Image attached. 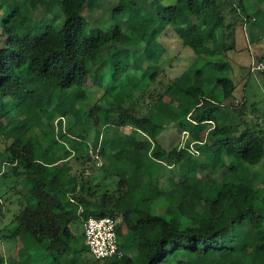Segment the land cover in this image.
<instances>
[{
  "label": "trees",
  "instance_id": "16d2710c",
  "mask_svg": "<svg viewBox=\"0 0 264 264\" xmlns=\"http://www.w3.org/2000/svg\"><path fill=\"white\" fill-rule=\"evenodd\" d=\"M92 1L0 0V122L9 125L6 138L0 133V217L11 206L16 224L6 238L27 236L29 252H41L48 264H264V188L215 181L199 166L209 162L213 176L218 163L230 175L240 166L264 169V100L251 102L246 92L248 78L255 74L264 86V74L250 66L238 78L220 61L238 52L237 35L256 24L255 14L264 15V0H253L251 12L247 0H115L110 19L119 23L97 31L86 16ZM56 7L61 24L55 16L39 33L31 29L42 9ZM146 13L147 24L130 27ZM169 31L196 60L160 88L154 85ZM141 56L143 72L134 68ZM254 62H264V54ZM129 73L142 84L119 100L113 91ZM97 74L101 89L108 81L106 90L81 111L71 94L85 91ZM47 122L55 125L51 145L40 140ZM123 128L130 133H114ZM171 128L187 132L186 146L163 148L160 137ZM92 131L96 140L101 134L100 167L90 151ZM94 168L118 178L112 192L99 193L102 183L87 174ZM90 217L115 220L121 258L92 256L83 231Z\"/></svg>",
  "mask_w": 264,
  "mask_h": 264
},
{
  "label": "rangeland",
  "instance_id": "374dc122",
  "mask_svg": "<svg viewBox=\"0 0 264 264\" xmlns=\"http://www.w3.org/2000/svg\"><path fill=\"white\" fill-rule=\"evenodd\" d=\"M143 1V0H140ZM152 3H155L156 0H145ZM158 1V0H157ZM163 4H169L172 0H159ZM115 0H93L91 6H88L86 11V16L90 20V27L96 28L100 30H106L114 25L116 22L119 23V20L113 21L110 19L111 8L115 5ZM247 11L251 12L253 7L255 6V2L253 0H247L245 3ZM10 12V8L8 9ZM146 11H150L146 9ZM59 16L60 20H58L57 24H61L63 21V14L59 8H54L53 12L49 13L45 9H42L35 18L38 19L34 21L31 25V29L35 30L36 33H39V30L42 24H55L54 17ZM148 13L141 14L138 16H134V19L130 21V27L134 24H147ZM254 18H256V24H248L244 28L239 31L237 35V43H238V52H229L228 56L222 62H229L235 71H238V78L240 74L246 75L249 72V67L254 63L255 56H261L264 54V39L261 41H256L258 37L264 36V15L261 13L255 14ZM42 20V21H41ZM95 20H98L95 23ZM93 22V23H92ZM15 23V21H14ZM208 36V35H207ZM164 46L166 47V54L163 58V62L160 66V74L154 86H160V88H164L167 84L174 79L178 78L182 75V73L187 69V67L196 60V55L192 49L185 47L181 41L177 39V36L174 32L169 31L168 36L163 38L162 40ZM219 52H222L221 47H217ZM115 49H110L109 52L113 54ZM96 59H94V64L96 65ZM112 66V64H110ZM134 68L143 72L146 69V65L144 63V59L141 56L138 59V62L134 65ZM93 75V74H92ZM92 76L90 75V78ZM108 77V76H107ZM106 77V79H107ZM88 78V84L83 90H76L71 94V98L74 100L76 106L80 109L84 108L85 110H89L93 103H95L100 97H102L104 91L106 90V86L108 85V81L105 80V89H101L102 85V77L100 74L95 75V78L91 80ZM234 80V78H233ZM239 80V79H238ZM237 80V81H238ZM236 81V80H235ZM146 83L149 80L145 81ZM142 84V80L139 75L131 74L126 75L124 79L118 84L115 91H113L114 96L117 99H122L123 97L130 96V94H136L138 92L139 86ZM153 89V85L151 87ZM242 89V84L239 86V90ZM247 95L251 102H261L264 100V86L262 85V79H260L257 75L252 74L248 78V88ZM6 103H11L13 105V100L10 98L5 99ZM73 102V103H74ZM237 103V102H236ZM262 111H264V105H260ZM83 111V109L81 110ZM56 114V111L53 110ZM48 117V116H47ZM63 118V117H62ZM64 122L72 121V117L63 118ZM223 121V120H222ZM224 122V121H223ZM50 123H46V127H44V131L48 134L47 138H41V142L43 144H50L55 141V138H51V131L55 133L54 126L49 125ZM83 131L81 127V123L78 125ZM54 128V129H53ZM9 129V125L6 121L0 122V133H3L5 138L7 137V130ZM115 134H124L130 133L129 128L116 129L114 131ZM95 131L91 132L90 136V151L91 155L97 161V166L100 167L103 165V160L101 157H98L97 153L100 149V141L101 134L98 136V139H95ZM39 137L34 139V142L41 147ZM95 139V140H94ZM99 140V141H98ZM98 141V142H97ZM160 144L165 149H172L177 145L186 146L189 142L187 132H181L176 128H171L166 131L159 140ZM62 145L66 149H70V144L67 139L62 140ZM60 145V148L62 147ZM193 145H190L192 148ZM118 147V142L114 141L112 143V151H116ZM4 148V144L0 141V150ZM59 148V147H58ZM98 157V158H97ZM75 172L79 167L75 162H73ZM203 170L205 176L212 177L215 181H222L223 178L227 182H238L242 181L250 186H259L264 188V169H255L253 172L247 171L244 167L240 166L237 169V173L229 174L226 168L222 163H218L217 167L219 171L213 176L212 175V165L208 162L204 165H199ZM97 168L89 170L87 174H94V184L102 183L101 189L99 191L100 194L106 192H112L116 188V183L118 182V178L111 176L106 178V175L101 171H96ZM1 182V181H0ZM156 191L152 190L148 195L150 197L156 196ZM10 211L5 210L4 216L0 217V256H4L6 260V264H48V257L44 256L41 252H34L28 250L31 246V239L27 236H18L13 239H8L6 236L11 234L16 229V224L13 223V211L14 208L9 206L7 207ZM163 211V210H162ZM164 212V211H163ZM125 231V228H124ZM82 233V229L80 231L76 230V234ZM256 244V241L253 240L248 247H245L244 252L250 253L251 248ZM93 260V259H92ZM104 261V260H102Z\"/></svg>",
  "mask_w": 264,
  "mask_h": 264
},
{
  "label": "built area",
  "instance_id": "2783aa9c",
  "mask_svg": "<svg viewBox=\"0 0 264 264\" xmlns=\"http://www.w3.org/2000/svg\"><path fill=\"white\" fill-rule=\"evenodd\" d=\"M252 71L264 74V62H254ZM191 150L195 153L193 148ZM83 231L85 243L95 259L109 260L123 256L119 251L117 224L113 218L90 217L83 221Z\"/></svg>",
  "mask_w": 264,
  "mask_h": 264
}]
</instances>
